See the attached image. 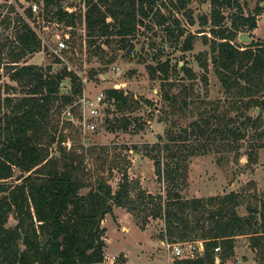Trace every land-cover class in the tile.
Segmentation results:
<instances>
[{"label": "trees", "instance_id": "16d2710c", "mask_svg": "<svg viewBox=\"0 0 264 264\" xmlns=\"http://www.w3.org/2000/svg\"><path fill=\"white\" fill-rule=\"evenodd\" d=\"M29 1L24 15L12 20L13 37L5 36L0 43V54L4 51L7 59L4 68L11 80L20 83L23 92L21 97L0 98L5 103L3 109L0 103V264H106L101 221L113 212L114 205L130 212L141 206L148 210L145 219H162L164 231L160 238L167 242L202 240L201 254L175 258L173 264H225L234 254L239 235H248L250 247L262 252L264 197L255 206L248 205L247 213L240 215L236 210L242 202L240 192L208 197H186L181 192L191 156L214 150L216 143H235L239 148L250 139L253 144L249 158L253 160L254 150L264 146V42L250 41L243 48L234 42L240 32L257 26L259 10L245 15L240 0H210V18L203 16L201 21L209 29L197 32L211 34L210 38L202 34L204 43L210 46L215 73L231 99L223 109L215 108L211 116L198 112L184 126L170 125L157 135L149 149L145 145V154L153 161L156 179L164 183L165 193L154 195L137 186L136 195L131 196L133 187L125 173L115 190L100 178L86 193H81L88 183L78 173L80 168L74 157L66 158L62 146L59 157L50 156L44 146V138L50 134L48 123L53 105L56 103L54 109L59 111L70 104L73 94L81 93L82 85L77 74L66 66L53 72L50 64L27 63V58L43 47L27 19L34 16L32 5L41 2L43 10L39 14L49 21L55 19L74 28L78 20L88 35L106 37L107 43L120 41L121 47L128 41L125 38H133L141 26L152 31L164 27L175 40L187 33L183 51L192 48L196 35L180 26L174 12L182 13L190 25L194 24L191 10L186 7L189 0H168V13L161 11L167 8L165 0H81L83 12L65 9L63 0ZM224 7L233 12L226 16ZM226 19L228 25L224 23ZM0 23L9 28L10 17L3 16ZM59 58L55 62H61ZM201 65L207 68V58ZM169 67V60H165L150 70L152 76L157 73L167 80ZM181 68L191 75L186 65ZM66 77L71 82V93L60 92ZM103 93V101L119 111L135 107L122 89L107 88ZM164 98L168 104L177 102V96L167 91ZM183 102L187 105L186 100ZM105 111L107 116L111 110L107 107ZM105 119L108 130H113L112 121ZM129 124L126 121L123 129L127 131ZM141 128L139 125L134 132ZM10 214L16 224L6 227Z\"/></svg>", "mask_w": 264, "mask_h": 264}, {"label": "rangeland", "instance_id": "374dc122", "mask_svg": "<svg viewBox=\"0 0 264 264\" xmlns=\"http://www.w3.org/2000/svg\"><path fill=\"white\" fill-rule=\"evenodd\" d=\"M240 1L245 15L253 14L256 9L259 14L256 15L257 26L246 31L249 32L250 40L242 41L238 35L234 42L242 48L250 41L264 42V0ZM30 2L0 0V21L3 16L11 20L7 29L0 23V43L5 36L13 37L12 20L16 15H24L23 9ZM165 2L168 9L161 8V11L168 13L171 6L168 0ZM63 7L76 12H83L84 8L81 0H63ZM186 7L191 10L194 24L190 25L187 17L180 12H174V16L180 19L181 27L196 36L192 38V48L183 51L181 47L187 33L175 40L168 36L164 27H155L152 31L141 26L133 38H125L128 41L121 47L120 41L107 43L106 37L88 35L84 24L78 20L74 28L55 19L49 21L44 14H39V10H43L41 2L37 3L36 10H32L34 16L27 21L40 37L43 47L28 57L27 63L42 66L50 64L53 72L66 66L77 74L82 85L81 93L73 94L70 104L62 106L59 111L54 109L56 103L53 105L48 123L50 134L46 135L43 142L50 156L59 157L62 146L66 158L74 157V162L80 168L78 173L88 183L87 187L80 190L81 193H86L100 178L115 190L125 173L133 187L131 196L136 195L137 186L148 193L164 195L165 185L157 181L153 161L145 154L144 146L148 145L149 149L157 141V135L170 125L184 126L195 119L198 112L211 116L217 109H223L231 99L215 73L210 46L204 43L202 34L206 33L209 38L211 34L197 32L209 29V25H201V21L203 16L210 18V0H189ZM222 11L226 16L233 12L226 7ZM224 23L228 25L229 21L226 19ZM62 38L68 48L60 52L61 62H55L57 54L53 50ZM205 58L207 68L201 65ZM0 60V98L21 97L22 86L11 80L4 68L7 61L4 51L0 54ZM165 60H169V78L165 80L157 73L152 76L151 67ZM183 64L190 69L191 75L182 70ZM60 86V92L71 93L69 78L66 77ZM107 88L122 89L131 98L130 103L135 104L134 109L119 111L113 104L102 101L98 114L90 117L95 124L94 129L84 132L78 124L81 113L79 100L96 96ZM166 91L177 96L175 104H168L164 100ZM147 101L149 105L145 104ZM0 103L3 109L5 103L3 100ZM107 107L111 111L106 116ZM197 108H200L199 111ZM253 110H249V113L252 114ZM105 117L112 121L110 126L113 130H108L109 122ZM126 121L130 122L127 131L123 129ZM139 125L142 128L134 132ZM252 144L250 139L239 148L235 143H216L213 145L214 150L191 156L187 161L186 185L181 188L183 195L208 197L237 191L241 193L242 202L236 210L240 215L246 214L248 205L255 206L264 197V146L254 150L253 160H250ZM146 211L141 206L135 212H130L125 207L114 205L113 212L101 221V227L105 230L104 253L110 259L116 256L113 263L107 259L106 264H173L176 257L168 246L170 242L160 238L164 231L163 220L151 217L145 219ZM15 224L16 219L10 214L5 226L13 227ZM197 241L202 240L193 242ZM186 242H183V248L187 250ZM225 264H264V250L252 249L249 236L239 235L235 240L234 254Z\"/></svg>", "mask_w": 264, "mask_h": 264}, {"label": "built area", "instance_id": "2783aa9c", "mask_svg": "<svg viewBox=\"0 0 264 264\" xmlns=\"http://www.w3.org/2000/svg\"><path fill=\"white\" fill-rule=\"evenodd\" d=\"M37 5H32V10H36ZM65 48H67V43L64 38L60 39L57 42L56 47L54 48L53 52L57 54V56L61 57V53ZM103 92H100L98 95L93 97H85L82 98L80 105V116L78 117V124L80 129L84 132L87 130H93L95 127L94 122L90 119L91 116H96L98 114V107L101 105L103 101ZM77 103V102H76ZM75 103V104H76ZM183 242H170L168 246L172 248V253L176 258H186V257H194V253L201 254L203 251V242H186L187 250L183 248ZM219 247L215 248V251H218ZM106 259H109L111 263H113L116 258L115 255L111 256L112 259L108 258L107 255Z\"/></svg>", "mask_w": 264, "mask_h": 264}, {"label": "water", "instance_id": "95a60500", "mask_svg": "<svg viewBox=\"0 0 264 264\" xmlns=\"http://www.w3.org/2000/svg\"><path fill=\"white\" fill-rule=\"evenodd\" d=\"M239 38L242 40V41H249L250 40V35H249V32H240L239 33ZM215 261L218 263L219 262V258L218 256L215 257Z\"/></svg>", "mask_w": 264, "mask_h": 264}]
</instances>
